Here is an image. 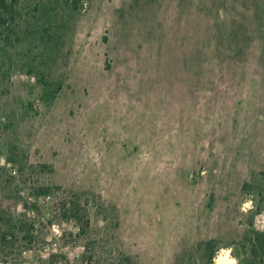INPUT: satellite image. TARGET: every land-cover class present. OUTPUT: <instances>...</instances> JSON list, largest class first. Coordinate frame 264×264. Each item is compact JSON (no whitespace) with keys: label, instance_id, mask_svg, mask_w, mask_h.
I'll return each instance as SVG.
<instances>
[{"label":"rangeland","instance_id":"374dc122","mask_svg":"<svg viewBox=\"0 0 264 264\" xmlns=\"http://www.w3.org/2000/svg\"><path fill=\"white\" fill-rule=\"evenodd\" d=\"M0 18V264H264V0Z\"/></svg>","mask_w":264,"mask_h":264},{"label":"trees","instance_id":"16d2710c","mask_svg":"<svg viewBox=\"0 0 264 264\" xmlns=\"http://www.w3.org/2000/svg\"><path fill=\"white\" fill-rule=\"evenodd\" d=\"M18 0H0V14H12L15 10ZM0 18V21H6ZM217 248L214 245L210 246L209 260L212 261L216 255Z\"/></svg>","mask_w":264,"mask_h":264},{"label":"bare ground","instance_id":"6f19581e","mask_svg":"<svg viewBox=\"0 0 264 264\" xmlns=\"http://www.w3.org/2000/svg\"><path fill=\"white\" fill-rule=\"evenodd\" d=\"M225 252H226L225 259H226V260H229L228 262H230L231 264H233V263H234V260L231 259V258L229 257V254H228L229 252H228V251H225ZM219 262H220V264H227V263H225L224 261H222L221 259H220ZM230 263H229V264H230Z\"/></svg>","mask_w":264,"mask_h":264}]
</instances>
